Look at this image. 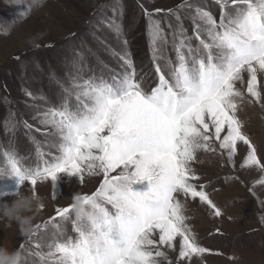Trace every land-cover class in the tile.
<instances>
[{
  "label": "snow or ice",
  "instance_id": "obj_1",
  "mask_svg": "<svg viewBox=\"0 0 264 264\" xmlns=\"http://www.w3.org/2000/svg\"><path fill=\"white\" fill-rule=\"evenodd\" d=\"M214 3L218 17L195 0L152 11L139 3L151 73L137 71L122 22L110 18L103 23L121 42L119 52L108 46L119 60L118 71L99 61L107 75L85 76L83 66L65 78L50 74L59 89L57 102L42 97L48 107L33 116L45 126L41 134L50 137V150L43 152L38 144L34 165L14 150L5 151L0 175H15L19 184L28 181L34 193L39 181H50L54 188L60 172L80 182L86 175L101 179L90 194L74 196L89 205L92 215L76 217L72 203L56 206L47 221L35 225L28 244L19 245L35 258L27 264H173L168 250H175L177 238V264L211 251L198 243L180 199L198 198L221 215L206 186L195 183L197 153L219 150L235 168L242 142L247 154L241 167L264 172L237 116L244 101L264 108V0ZM148 79L153 85L145 87ZM17 123L31 132L26 120ZM145 180L146 189H133ZM49 226L51 235L43 237L40 230Z\"/></svg>",
  "mask_w": 264,
  "mask_h": 264
},
{
  "label": "rangeland",
  "instance_id": "obj_2",
  "mask_svg": "<svg viewBox=\"0 0 264 264\" xmlns=\"http://www.w3.org/2000/svg\"><path fill=\"white\" fill-rule=\"evenodd\" d=\"M140 1L149 11L175 9L184 2ZM195 2L205 5L218 17L219 8L212 1ZM135 3V0H0V80H5L6 90L18 104L11 102V97L2 91L0 85V166L5 159L3 153L8 150L25 157L29 165H34L37 160L38 144L41 151L50 150L47 146L50 137L41 134L45 126L38 118L33 119L38 109L48 107L42 97H47L53 104L57 102L59 89L50 81V74L65 78L66 73L83 66L85 76L93 72L107 75L108 70L99 61L119 70V60L111 54L108 46L119 52L121 42L104 21L116 18L117 22H122L124 38L128 41V50L137 71L140 75L153 71L146 18ZM184 26L190 34V21L185 19ZM80 52L84 54L82 59L78 58ZM27 57L35 65H23ZM261 79L264 80V76ZM151 85L153 80L148 79L145 87ZM24 90L32 92L33 96H26ZM237 116L264 162V108L244 101L238 107ZM20 120L33 126L31 132L17 123ZM37 128L41 131H36ZM246 154V146L238 142L233 168L219 150L197 153L192 164L199 176L195 183L206 186L205 191L221 209V215L215 216L213 210L198 198L180 197L188 217L186 222L198 243L211 250L182 264H264V222L261 221L264 217V172L252 166L241 167ZM100 179L86 175L80 182L78 176L60 172L52 182L54 188L50 181H39L35 193L43 198V208L35 214L34 226L47 221L56 206L72 204L75 195L90 194ZM18 181L15 175H0V194H5L0 195V202L11 203L19 191L34 192L28 181L23 184ZM147 184L145 180L134 184L133 189L144 190ZM67 228L71 233L70 224ZM40 231L43 237H49L53 229L49 226L47 231ZM21 243L28 244V239L19 234L17 224L0 219V245L20 249ZM20 250L24 253L25 264L35 261L23 249ZM178 252L179 238L175 250H168L173 264H177Z\"/></svg>",
  "mask_w": 264,
  "mask_h": 264
},
{
  "label": "clouds",
  "instance_id": "obj_3",
  "mask_svg": "<svg viewBox=\"0 0 264 264\" xmlns=\"http://www.w3.org/2000/svg\"><path fill=\"white\" fill-rule=\"evenodd\" d=\"M41 205L43 198L39 194L20 192L11 203L0 202V219L6 220L9 224L15 222L19 234L28 238L35 231L33 220ZM73 205V214L76 217L92 215L91 208L83 200L74 199ZM0 264H25L24 253L18 248L10 249L0 245Z\"/></svg>",
  "mask_w": 264,
  "mask_h": 264
},
{
  "label": "trees",
  "instance_id": "obj_4",
  "mask_svg": "<svg viewBox=\"0 0 264 264\" xmlns=\"http://www.w3.org/2000/svg\"><path fill=\"white\" fill-rule=\"evenodd\" d=\"M210 1H212L213 3H214V0H210ZM135 6L139 9L140 8V6H139V3H142L140 0H139V3H138V0H135ZM214 5L218 8V6L214 3ZM141 9V8H140ZM114 10H116V8L114 9ZM29 59V57H27L26 58V61L23 63V65H27V64H29V65H35V64H33V63H31L30 62V59ZM4 81L5 80H0V85L2 86V88L4 89V90H2L4 93H6L7 95H9L11 98H10V100H11V102L13 103V104H15V105H17L18 106V104H17V102H16V99L12 96V95H10L9 94V92L6 90V88H5V83H4Z\"/></svg>",
  "mask_w": 264,
  "mask_h": 264
}]
</instances>
